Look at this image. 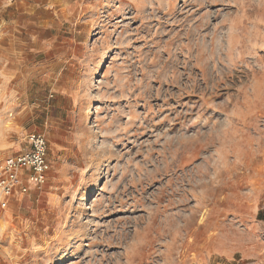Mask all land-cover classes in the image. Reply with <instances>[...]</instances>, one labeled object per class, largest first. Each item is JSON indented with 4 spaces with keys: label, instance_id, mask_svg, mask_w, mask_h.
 <instances>
[{
    "label": "rangeland",
    "instance_id": "rangeland-1",
    "mask_svg": "<svg viewBox=\"0 0 264 264\" xmlns=\"http://www.w3.org/2000/svg\"><path fill=\"white\" fill-rule=\"evenodd\" d=\"M0 56L2 97L49 62L73 90L0 97V163L31 131L49 162L0 264H264V0H0Z\"/></svg>",
    "mask_w": 264,
    "mask_h": 264
},
{
    "label": "built area",
    "instance_id": "built-area-1",
    "mask_svg": "<svg viewBox=\"0 0 264 264\" xmlns=\"http://www.w3.org/2000/svg\"><path fill=\"white\" fill-rule=\"evenodd\" d=\"M23 150L5 156L0 163V210L15 194L23 195L30 185L40 188L47 178V139L39 131L27 133Z\"/></svg>",
    "mask_w": 264,
    "mask_h": 264
},
{
    "label": "crops",
    "instance_id": "crops-1",
    "mask_svg": "<svg viewBox=\"0 0 264 264\" xmlns=\"http://www.w3.org/2000/svg\"><path fill=\"white\" fill-rule=\"evenodd\" d=\"M64 68V65L58 66L57 63L52 64L50 62L33 65L24 80V90L21 92L15 89L6 90L3 92V100V97L0 96L2 97L1 100L4 104L10 103L23 108L28 100L37 98L40 101L50 102L47 107H50L52 113H62L64 107L60 104L67 105L71 103V99L73 100V90L67 82L68 78L63 72ZM9 72L12 73L11 71L7 72L0 58V90L1 88L6 89L13 76ZM22 103L24 105H21Z\"/></svg>",
    "mask_w": 264,
    "mask_h": 264
}]
</instances>
